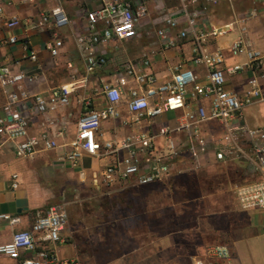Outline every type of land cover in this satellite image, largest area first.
Wrapping results in <instances>:
<instances>
[{"label":"crops","instance_id":"1","mask_svg":"<svg viewBox=\"0 0 264 264\" xmlns=\"http://www.w3.org/2000/svg\"><path fill=\"white\" fill-rule=\"evenodd\" d=\"M130 1L135 6L139 0ZM58 7L64 10L70 21L67 26L57 29L50 27L42 32L28 25V22L37 21ZM101 7L102 0H8L0 3L3 10L0 14V43H4L0 47V66L20 61L15 69L35 73L36 81L27 86L32 95H48L53 88L71 81L72 74L81 79L85 74V66L77 48L76 37L83 32L88 12ZM179 9V0H152L147 16L138 26L140 38L122 42L114 40L101 46V52L110 61L108 67L91 75L84 88L72 96L68 107L59 108L45 116H32L33 134L43 131L50 123H54L55 129L62 126L68 128V137L59 139V149L42 150L33 157L18 159L13 144L0 147V214L22 218V222L16 226L0 221V244L9 242L16 231L29 229L35 214L47 209L72 180H78L81 186L77 188L78 195H92V201L99 204L108 199L110 209L105 219L101 204L99 211L94 212L92 224H87L80 215L76 220L69 219L64 233L69 243L57 248L62 259H76L79 264H193L197 260H203L206 264H254L240 260L237 251L238 243L246 237L255 240L264 235V230L245 229L242 225L245 218L240 213L245 210L239 206L235 188L256 183L261 178L260 173L250 170L245 163H221L209 156L203 166L196 168L190 163L187 172L174 174L163 183L144 186L131 182L107 189L96 186L94 178L100 177L104 168L114 161V157L92 158L84 155L77 164L64 159L67 151L64 145L74 135L77 122L86 110L83 101L92 102L90 109L105 107L103 83L118 84L122 76H116V69L122 62L138 61L148 55L152 64L150 70L144 72L155 74L159 82L169 79L174 67L179 64L194 69L205 78L206 70L191 61L195 47L193 34L173 48H165L157 35L159 30L166 28L165 19L169 16L176 15L180 21L175 34L187 27L186 17L179 13ZM189 9L192 10L191 7ZM227 11V8L211 7L207 20L199 25L197 31L210 24L224 26L247 17L236 11L231 15ZM13 17H18L22 25L9 30L6 22ZM239 35L240 29L236 26L227 36L210 39L205 45L206 50H227ZM11 36L18 38L16 44L7 43ZM56 37L63 40L64 47L61 55L53 58L45 46ZM26 41L38 55L37 64L24 60L28 54L25 50ZM247 41L248 45L264 54L263 10L260 16L249 20ZM246 62L245 57L233 59L227 53L228 66ZM68 64H72L73 69H69ZM255 75H260V72L245 69L229 74L228 90L242 95L249 87V80ZM260 83L264 95V77ZM7 106L8 102L0 87L1 116H6ZM33 106V103H28L29 109ZM166 118L181 120V113H170ZM246 120L250 127L264 126V103L249 107ZM102 129L103 138L109 141L130 132L120 122H103ZM211 131L220 133L215 125H212ZM14 175L18 176L16 189L12 186ZM223 195L227 198L225 203L217 200ZM78 200L80 202L82 198L78 197ZM209 208H212L214 214L209 213ZM122 212L123 216L119 217L118 214ZM245 212L253 220L258 215L264 216V210ZM249 223L253 225L254 222L251 223L249 219ZM215 247L228 248L231 257L219 259L206 254L208 249ZM0 264L20 263L0 257Z\"/></svg>","mask_w":264,"mask_h":264},{"label":"built area","instance_id":"2","mask_svg":"<svg viewBox=\"0 0 264 264\" xmlns=\"http://www.w3.org/2000/svg\"><path fill=\"white\" fill-rule=\"evenodd\" d=\"M8 0H0L4 3ZM152 0H139L133 5L130 0H102V7L87 14L83 32L76 37V44L84 62L85 74L79 79L72 74L71 81L53 88L48 95H32L27 86L36 81L37 75L17 70L13 65L0 66V87L8 102L6 116L0 115V147L11 143L18 159L35 156L40 151H55L60 148L59 139L69 135L65 126L55 129L50 123L43 131L32 133V116H45L62 107H68L71 98L88 83L91 75L107 68L110 61L100 47L112 41L140 38L138 26L147 16ZM261 4L264 0H254ZM181 15L186 17L187 27L175 34L180 25L176 15L165 19L166 28L157 35L165 48H173L178 42L188 40L193 34L195 47L192 63L206 70L202 78L194 69L176 65L169 79L159 82L150 70L151 59L145 55L138 61H124L118 65V84L103 83L102 94L106 105L90 109L92 102L84 100L85 112L79 118L76 131L64 147V159L77 164L84 155L92 158L114 157L100 177L95 176L96 186L112 189L128 183L150 185L163 183L174 174L187 172L189 164L199 168L204 160L213 156L221 163L241 162L260 173L258 182L235 188L239 206L243 210H264V126L250 127L246 120L249 107L264 103L260 79L264 77V54L248 45V22L258 16L254 9L246 18L224 26L200 29L208 18V7L230 4L232 0H179ZM192 8V10L189 9ZM197 7V9H194ZM199 8V9H198ZM3 13L0 8V14ZM70 23L64 10L58 7L28 25L38 31L47 28H62ZM22 25L18 17L6 22L9 30ZM239 27L240 35L229 49L213 52L206 50L210 39L227 36ZM18 38L11 36L7 43L16 44ZM4 43H0V47ZM63 40L56 37L46 43V50L53 58L61 55ZM28 54L24 60L38 63V55L25 42ZM227 53L233 59L245 57V64L227 65ZM139 67L143 69H139ZM73 69L72 64H68ZM250 69L260 72L249 80V87L242 95L227 88V76ZM120 76V75H119ZM33 103L29 109L28 103ZM23 109V110H22ZM181 113V120H169L170 113ZM166 118V119H165ZM120 122L130 132L115 140L104 139L103 122ZM212 125L220 129L211 131ZM45 126V123L43 124ZM13 188L18 187V176H13ZM0 221L16 226L20 216L0 214ZM69 223L67 210L62 205L49 206L35 214L29 229L16 231L11 240L0 244V257L18 261L20 264H79L76 259H62L57 248L68 245L64 235ZM206 254L219 259H229L226 247L208 249ZM193 264H206L197 260Z\"/></svg>","mask_w":264,"mask_h":264},{"label":"rangeland","instance_id":"3","mask_svg":"<svg viewBox=\"0 0 264 264\" xmlns=\"http://www.w3.org/2000/svg\"><path fill=\"white\" fill-rule=\"evenodd\" d=\"M219 7H221L222 9L227 8V10L230 12L231 15H234L235 11L240 14L242 13L243 17L249 16L251 14V11L254 9L258 10V16H260V14L262 13L261 4L255 3L254 0H232L230 4H221L219 5ZM210 8L211 7H208V13L210 11ZM194 9H197V7H195ZM79 187L81 188L78 180H72L71 183L68 184V188L63 190L61 193H58L56 198L48 206L62 205L66 208L69 219L76 220V218H78V216L80 215L81 217L83 216L82 218L85 219L87 224H92V218L94 214L99 211L101 204H103L101 207L102 212L105 211V219H107L108 212L110 209L108 199L102 201L100 204L99 202H93L91 199L92 195L89 194L78 195L77 188ZM78 197L82 198L80 202H78L79 201ZM217 200H220L221 202L224 201L225 203L227 201V198L225 195H223V197L221 196ZM208 211L210 214L211 213L214 214L212 208H209ZM121 214L120 215L118 214V216L121 217L123 216L124 213L122 212ZM240 214L242 215V217L245 218L242 224L244 225L245 229L258 230V231L264 230V222L262 221L264 216L258 215V217H255V219L253 220L252 217L246 214L245 211H242ZM249 219L251 220V223L254 222L253 225L252 224L250 225ZM237 251L239 258L242 261H246L248 263L252 262L254 264L263 263L264 235H261L259 239H255V240L248 239L246 237V239L238 243Z\"/></svg>","mask_w":264,"mask_h":264}]
</instances>
